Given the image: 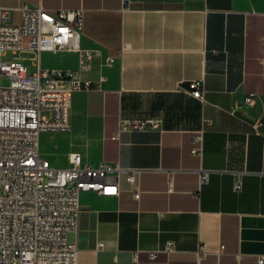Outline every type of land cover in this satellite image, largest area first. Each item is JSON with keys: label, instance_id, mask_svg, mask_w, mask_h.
Returning <instances> with one entry per match:
<instances>
[{"label": "crops", "instance_id": "0c3cea01", "mask_svg": "<svg viewBox=\"0 0 264 264\" xmlns=\"http://www.w3.org/2000/svg\"><path fill=\"white\" fill-rule=\"evenodd\" d=\"M125 1L0 0L14 24L22 4L84 10L80 47L95 55L82 78L91 90L72 95L69 132L40 136V156L55 169L76 153L93 167L138 170L134 185L120 180L116 197L80 195L78 232L69 236L77 264H198L201 245L199 264H264V0ZM107 58L114 63L106 66ZM40 62L75 71L79 55L43 53ZM197 80L203 103L187 93ZM249 94L258 99L253 107L244 103ZM120 119H159L161 131L113 139ZM200 129L198 157L190 151ZM200 168L210 172L202 187ZM167 242L174 252L150 260Z\"/></svg>", "mask_w": 264, "mask_h": 264}, {"label": "built area", "instance_id": "2783aa9c", "mask_svg": "<svg viewBox=\"0 0 264 264\" xmlns=\"http://www.w3.org/2000/svg\"><path fill=\"white\" fill-rule=\"evenodd\" d=\"M127 7L128 2L124 0ZM20 23L10 21L13 9L0 4V264H77L78 246L70 242L79 227L82 193L94 192L116 197L120 180L136 183L138 170L123 169L117 163L101 162L93 167L82 162L81 156L71 153L69 167L55 169L39 153V138L44 133H67L71 129L70 107L72 95L91 90L92 82L82 75L88 70L94 52L82 50L80 34L84 25V10H46L42 6L22 4L16 9ZM121 47L119 54L126 51ZM71 52L79 55L75 71H53L41 68V54ZM32 53L34 71L29 73L16 55ZM8 54L11 60L4 61ZM114 63L107 58L105 65ZM104 77L98 78L99 85ZM187 93L203 103L202 80L188 83ZM257 96L249 94L244 103L255 106ZM209 125V122H204ZM261 123L253 125L255 134ZM161 131L159 119H120L113 139L121 132ZM200 129L192 135L194 147L190 153L202 154ZM208 170H198V185L209 181ZM168 178V189L172 187ZM242 189L240 180L233 185L235 193ZM139 199V192L134 193ZM103 244L97 245L102 250ZM224 249L219 246L218 254ZM174 252L172 242L162 250L150 252L154 260L158 253ZM199 264L206 255L205 246L195 253ZM136 253L133 254L134 260ZM263 263L259 258L258 264Z\"/></svg>", "mask_w": 264, "mask_h": 264}, {"label": "rangeland", "instance_id": "374dc122", "mask_svg": "<svg viewBox=\"0 0 264 264\" xmlns=\"http://www.w3.org/2000/svg\"><path fill=\"white\" fill-rule=\"evenodd\" d=\"M15 58L19 59V62L23 64L27 68V71L29 73H32L34 71L33 67V59L35 58V55L32 53H21L15 56ZM10 54H8L5 58H3L4 61L11 60ZM1 86H7L9 84L8 79H1L0 82Z\"/></svg>", "mask_w": 264, "mask_h": 264}]
</instances>
